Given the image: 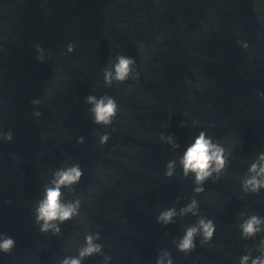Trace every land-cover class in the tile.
<instances>
[{"label":"water","instance_id":"obj_1","mask_svg":"<svg viewBox=\"0 0 264 264\" xmlns=\"http://www.w3.org/2000/svg\"><path fill=\"white\" fill-rule=\"evenodd\" d=\"M109 98L116 114L97 123ZM201 134L223 165L198 182L184 159ZM262 157L264 0H0V243L15 241L0 264L264 262V186L246 185L264 183ZM73 168L59 186L73 214L42 232L37 209ZM88 236L100 251L81 257Z\"/></svg>","mask_w":264,"mask_h":264},{"label":"clouds","instance_id":"obj_2","mask_svg":"<svg viewBox=\"0 0 264 264\" xmlns=\"http://www.w3.org/2000/svg\"><path fill=\"white\" fill-rule=\"evenodd\" d=\"M133 61L131 59H127L124 57L119 58V63L116 65V79L123 81L127 78L130 68L129 65L132 64ZM111 73L107 74L106 79L110 83ZM88 100L90 102L95 101V97L89 96ZM117 110V104L114 99L109 98L107 103L104 102L103 99L95 102V107L92 110L95 113V119L97 123H111V117L115 116ZM9 140L12 139L11 134L9 135ZM108 139L107 135L102 138V142H106ZM213 146L211 145L210 141L204 138V135L197 139L195 145L189 148L185 159H184V166L185 171L191 169L197 172V181L202 182L208 176L211 175L209 172L210 164L215 158V161L218 165H223L222 156L219 154L222 150L217 149V152H214L210 155V150ZM264 158V157H262ZM218 170V169H217ZM256 170V166L253 165L252 171ZM261 172H264V169H261ZM170 175V173H169ZM82 176L81 171L78 168H73L70 171L61 172L59 174V180L57 183V187L54 189L47 190V198L43 202H41L39 208L37 209L38 216L37 222L43 220L44 224L41 227L42 232H47V230L52 227L51 221L56 220L59 218L61 221H65L71 217L73 214L74 208L72 206H62L59 203L61 193L59 191V186L63 184H71L72 182L78 180ZM246 185H250L252 187V191H258L261 186H264V183L261 181L252 178L246 182ZM247 190V188H246ZM197 192L203 191V189L198 188L196 189ZM195 206V202L193 205L187 209L190 211L192 207ZM174 211H166L162 213L159 217L160 220L164 221L165 223H169L172 220L174 215ZM195 214V213H194ZM261 223V220L258 216L253 215L251 216L243 225H241L243 229V233L245 236L255 235L258 231L257 225ZM200 227L203 229L204 235V242H208L212 239L214 232H215V225L212 220H205L201 219L199 221ZM56 231H59L57 228ZM197 228H188L186 234L179 244V250L183 252H188L195 247L194 244V236L197 233ZM99 235V234H97ZM87 244L88 246L84 248L80 252L81 257L91 256L93 253L100 251V245H94L92 243V237H87ZM15 246V241L12 238L6 237L3 240V243H0V249L4 252H11L13 247ZM245 264L248 260V257L245 256L243 258ZM63 264H80L79 259H70L65 260ZM171 264V262H170ZM253 264H264V262L260 260H254Z\"/></svg>","mask_w":264,"mask_h":264}]
</instances>
